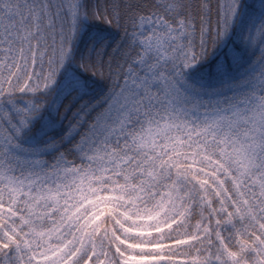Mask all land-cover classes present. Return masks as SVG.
Returning <instances> with one entry per match:
<instances>
[{"label": "snow or ice", "instance_id": "snow-or-ice-1", "mask_svg": "<svg viewBox=\"0 0 264 264\" xmlns=\"http://www.w3.org/2000/svg\"><path fill=\"white\" fill-rule=\"evenodd\" d=\"M0 264H264V0H0Z\"/></svg>", "mask_w": 264, "mask_h": 264}]
</instances>
